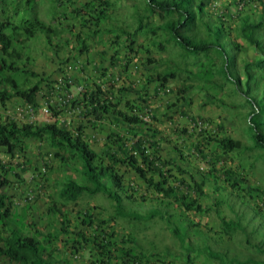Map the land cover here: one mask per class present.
<instances>
[{
  "label": "trees",
  "instance_id": "obj_1",
  "mask_svg": "<svg viewBox=\"0 0 264 264\" xmlns=\"http://www.w3.org/2000/svg\"><path fill=\"white\" fill-rule=\"evenodd\" d=\"M55 1L73 2V0ZM95 1H100L102 7L100 20L109 19L106 11L110 8V2ZM217 1L140 0L142 13L138 12L136 15L135 30L130 31L126 27L118 26L120 34L115 39L119 40L121 36L126 35L127 39L132 40L127 43L135 46L140 32L152 34L161 37L162 49L170 45L180 50L183 58L201 57L197 76L204 81L200 90L205 92L207 102L209 104L214 101L223 102V98L218 97L217 93H223L230 84L232 91L227 93L243 99L242 106L246 109L252 147L264 150V0H221L222 5L219 8L212 7L213 2L216 4ZM241 3L244 5L242 9L239 8ZM96 27L98 28L99 25ZM21 33L27 41L42 35L49 47L62 49L63 47L53 40L60 36L61 32L37 18L27 19L13 26L11 35L0 30V102L5 103L16 97L35 107L38 105L40 87L35 85L26 90L12 75L19 72L27 73L26 65L21 64L22 52L15 47V43L23 42L14 40L15 36ZM76 38L80 44L81 35H77ZM129 48L132 50V47ZM165 62H169L167 67L156 71L152 77L161 89L167 87L171 80L180 78L183 70L172 60ZM160 64L162 61L158 59L146 60L147 66ZM112 81L111 83L116 82ZM102 85L94 83L89 91L83 87L80 97L73 106L76 108L81 98L85 110L90 106H97L92 107L94 110L91 114L98 113L97 108H99L101 110L99 112L109 113L110 118H113L117 133L114 128L108 129V138L111 142L110 145H105L106 152L100 153L91 147L84 133L85 127L82 126L75 132L70 126H59L58 121L42 126L0 122V148H6L12 153L24 138H33L37 141L46 139L52 147L68 153L66 158L59 153L56 154L61 157L63 163L78 160L82 175L86 177V184H80L72 176L58 182L56 193L50 198L47 208L45 217L47 230L36 231L34 236H28L20 229H5L6 226L9 227L16 222L23 223L27 215L35 210V205L30 204L25 208L16 209L9 197L2 194V189L8 188L11 184L9 177L11 169L0 162V257L9 258L20 264H55L57 260L45 251H56L53 240L65 236L67 238L65 244L70 246L68 247L71 251L80 253L90 249L89 264H152L148 255L137 251L131 245V239L126 237L119 240L115 232H111L112 228L109 227L108 220H99L93 212L84 211L81 217L82 223L75 227V230H79L83 225L84 228L88 226L89 230L92 229V232L87 234L84 230L72 233L70 231L72 224L64 211L68 206H77L86 195L102 193L114 202L117 214L138 217L135 208L131 206L128 208L125 205V202L129 204L139 202L140 192L134 185L125 182L122 171L124 168L134 171L143 181L144 186L150 187L156 195L153 199L155 204L149 211L150 217L159 215L169 227H173V233L185 246L190 239L187 238L183 226L188 227V223L194 226V222L189 221L190 217L187 215H184L181 221L179 219L173 221L163 207L167 203L173 201L177 208L182 209L186 206V210L195 213L214 208L224 230L222 234L224 232L229 234L238 227V222L228 218L221 209L223 205L232 198L245 200L244 196L256 203L259 194H264L262 188L249 186L246 179L235 169L225 166L224 159L231 152L240 149L241 143L226 137L222 133L221 126L217 134H211L207 128L197 130L200 139L192 143L193 150L197 152L196 156L207 163L211 161L209 154L217 155L216 151L221 153L216 157L221 165L204 172L199 165L194 164L192 157H185L180 147L173 145L158 128L154 127L152 121L146 122L141 119L135 101L126 100L121 108L122 102L118 98L117 103L114 102L116 98H110L112 89L108 88L105 93ZM185 88L189 92L194 87L190 85ZM125 91L127 92L128 89H119L120 93ZM178 96H182V89H179ZM142 97H139L140 100L148 103ZM172 106L169 108L172 109ZM52 110L54 116L59 115L56 108ZM147 114H150L151 120H158L152 112H147L145 115ZM198 118L205 123L208 122L202 117ZM176 131L178 130L173 129V134L177 137L188 133V130H180L181 133ZM191 136L193 134L188 137ZM175 172L177 175H174ZM221 181L227 182L229 186L226 198L217 197V194L224 192ZM207 187L212 193L205 191ZM205 196L213 197L212 203L207 204L208 206L202 202V197ZM257 208L261 207L256 203L254 215L261 217V212ZM59 218L61 222L60 225L56 224V227H59L57 231L54 226ZM22 225L25 226L26 223ZM189 228H192L191 225ZM36 235H41L44 240ZM207 254L211 258L226 262V253L208 249ZM233 262L234 259H231L230 264Z\"/></svg>",
  "mask_w": 264,
  "mask_h": 264
},
{
  "label": "rangeland",
  "instance_id": "obj_2",
  "mask_svg": "<svg viewBox=\"0 0 264 264\" xmlns=\"http://www.w3.org/2000/svg\"><path fill=\"white\" fill-rule=\"evenodd\" d=\"M108 1L110 2V8L106 11V15H108L109 19L100 20V12L102 10L100 1L73 0L71 3H57L55 0H0V30L2 32L11 35L13 26L33 18L50 24L61 32V35L53 38V40L58 45H61L62 49L49 47L42 35H37L28 41L23 33L15 36L14 40L23 41L22 43H15V47L22 51L25 56H30L29 59L32 60L29 65L30 70H27L28 74H14L17 80L19 77L20 82L30 88L33 87L35 80L40 81L38 79L39 75L37 76L34 72V67H37V64L45 67L46 64L41 62L49 61L48 57L50 54L47 53L49 49L54 52L57 51V58H61L62 50L68 49V51L75 54L74 60L79 64L81 63L80 60L84 59V56H87L86 61L90 60L89 50L95 48L97 53L100 52L97 59L99 61L106 53L99 50L103 49L102 45L104 47L113 46L114 55L117 56L114 65V68H116L114 76L117 77V80H114L116 81L115 84H111L110 87L116 91L114 92L117 95H120V88H126L128 89L127 94L137 96L133 101L137 103L136 108L140 115L152 112L158 118L156 121L150 120L153 126L158 128L173 145L176 144L180 147L184 151L185 157H192L194 164L199 165L204 172L221 165L218 163L219 159L216 158L221 153L216 151L217 155L209 154L211 158L209 163L196 156L197 152L193 150L194 144L192 143L199 140L200 136L197 134L198 131L193 128V122L198 117L206 119L208 121L206 123L207 130L211 134L219 133V126H221L223 128L222 133L226 137L232 138L234 142L240 141L241 143L240 149L231 152L224 159L225 166L235 169L237 173L246 179L249 186L260 187L264 191V150L252 147L253 144L248 132L246 109L242 106L243 99L240 96L228 94L227 92L232 91V86L228 84L223 93H217L218 97L223 98V102L214 101V103L209 104L204 96L205 92L200 90V86L204 81L197 76L201 57L183 58L180 55V50L170 45H165L166 49H162L160 36L140 32L135 46L127 43L132 40L127 39L126 35H120L121 39L116 40L115 37L120 34V30L117 29L118 26L126 27L130 31L135 30L137 25L136 15L138 12L142 13V8L140 0ZM216 4L215 7L219 8L222 2L218 0ZM96 25H99V27L97 28ZM77 35L82 37L80 44L77 41ZM67 43L73 48L64 46ZM82 43L83 45H81ZM128 47H132V50L128 49ZM108 49L110 48L108 47ZM56 55L51 57L53 62L59 61ZM78 57L80 59L79 62L77 61ZM148 58L158 59L162 61V64L147 66L146 60ZM170 60L180 65L183 70L180 78L171 80L168 83L170 92L159 94L157 91L158 84L152 77L156 71H161L167 67L169 62L166 63L165 61ZM127 63L131 64L127 65ZM144 64L146 67L143 66ZM108 70L107 68L104 71L107 72ZM80 71L84 72L83 69ZM106 72L103 73L104 76L107 75ZM29 73H31V76H29ZM24 77L27 78L24 80ZM44 82L54 83L53 80L50 81V76L46 77ZM190 85L194 88L187 92L185 87ZM179 89H182V96L180 97L178 96ZM78 93L75 95H79ZM141 96L148 103L142 102L141 98H139ZM39 100L43 102V98L40 97ZM11 104H13L14 108L22 106V102L14 101ZM170 106L173 108L170 109ZM121 108H123V105H121ZM37 114H39L38 118L43 117V109H33V112L20 118V121L31 119ZM80 117L82 115L79 114L74 118L66 116L70 121L69 126L75 132L81 127ZM173 129H177L178 131L176 132L188 130V133L177 137L173 134ZM114 130L117 133V127ZM107 131L108 128L106 126L105 129L101 130L100 136L96 135L94 139H87L95 151L100 153L107 151H105V145H110L111 142L107 137ZM84 133L86 134L87 131L84 130ZM120 133L123 132L120 131ZM190 134H193V136L188 137ZM49 145L46 139H43L41 144L34 139L24 138L18 143L17 151L10 153L6 148H0V161H3L4 165L12 170L9 190L5 189L10 193L8 195L14 193L12 189L14 185H19L24 192L35 189V193H40V196L34 201H40L41 205L39 209L34 206V211L38 214L36 216L31 215L35 222L32 228H35L36 224L40 222L38 220L41 217L40 214L47 210L46 196H52L55 193V188L59 181L72 176L80 184H86V177L82 175L81 164L78 160L63 163L61 157L56 154L59 153V155H63L66 158L68 153ZM122 171L125 182H129L131 186L134 185L140 192L138 193L140 196L139 202L132 204L125 202L128 208L130 206L135 208L139 216L131 217L117 214L114 202L107 195L97 193L96 195L84 196L77 206L71 205L65 208L64 211L67 212L66 214L72 223V228L80 225L78 223H81L84 211L93 212L99 220L109 221V227L112 228L111 232H115L119 240L126 237L129 240L131 239V245L137 251H142L148 255L152 264H230L231 259H234L232 264H264V194H259L256 199V203L261 207L257 209L261 212L262 218L254 215L256 203L245 196L244 201L232 198L228 202L229 204L223 205L221 209L227 214L228 218L238 222V227L229 232V234L225 232L222 234L224 230L214 208L206 209L205 212L195 213L194 211L186 210V206H183L184 208L182 207V209L177 208L173 201L169 204L167 203L163 207L172 220H180L184 215H187L190 217L189 221L194 222V226L190 223H188V227L183 226L186 230L187 238L190 239L188 245L186 244L187 246H185L181 244V241L173 233V227H169L159 215L150 217L149 211L155 204L153 199L156 197L153 190L144 186L143 181L135 175L134 171L125 168ZM174 175H177V172ZM221 187L224 192L217 194V197L225 196L224 198H226V194L229 193L227 182L221 181ZM205 191L212 193L209 187ZM41 193L45 195V200L41 199ZM242 195L244 194L242 193ZM23 200H25L24 193L21 197H18L17 201L21 204L25 203ZM212 200L213 197H202V202L206 205L212 203ZM76 211H79V213ZM181 213L184 214L182 215ZM28 216L25 221L29 218ZM45 217L43 218L44 220L46 219ZM50 217H47V219H50ZM30 221H27L28 224ZM189 225L192 228H189ZM54 227V229L59 231V227ZM27 228L29 229V227ZM82 228L84 226L81 225ZM85 231L88 234L92 232V229L89 230L87 226ZM36 236L42 241L44 240L41 235ZM62 239H65V236L63 238L59 236V238L53 240L55 250L71 251L65 243H61ZM90 248L92 247L90 246ZM208 249L226 253V262L211 258L207 254ZM89 251L90 249H86L83 252L84 254L81 255L83 261L89 259ZM45 252L51 254L53 259H57L53 251Z\"/></svg>",
  "mask_w": 264,
  "mask_h": 264
},
{
  "label": "crops",
  "instance_id": "obj_3",
  "mask_svg": "<svg viewBox=\"0 0 264 264\" xmlns=\"http://www.w3.org/2000/svg\"><path fill=\"white\" fill-rule=\"evenodd\" d=\"M221 2V0H220ZM215 4L213 2L212 7H215ZM66 47L69 48H73L71 45L69 46L68 43L67 45H65ZM103 49H98L101 52H106L104 54V56L102 57L101 60H97L98 59V54L97 53V49L93 48V50H89V58L90 60H85L87 56H84L83 60H80L79 57L77 58V61L79 62V60L81 61V63L77 64L76 60H74V56L75 54H73L72 52L68 51V49L62 50V55L61 58H57L56 52L57 51H52L51 49H49V51L47 53H49V61L46 62H41V63H45V67L40 66L39 64H37V67H34V72L36 73V75L38 77V80L34 81V84L32 86L38 85L41 90H40V94L38 96L37 99V103L39 104L38 108L39 110H42L41 107L43 106H48V105H52L53 107H56L57 111L59 112L58 116H55V118H58L60 123L64 124V125H69L70 121L69 119L66 118H74L77 114L82 115V117H80L81 119V126L85 127V131H87V135L86 138L90 139V138H96L97 136H100L101 134V130L105 129L106 126L108 129L110 128H115L116 124L113 121V118H110L109 113H104V112H99L101 110H99V108H97L98 113L97 115H95L94 113L91 114L92 110H94V108L92 107H97L96 105L94 106H90L87 108V110H85V107L82 105V99L79 98L77 105H76V109L74 110L71 107L74 106H69L64 104V99H66V102L68 101V97H71V101L72 104L76 103L77 98L80 97L79 95H75L79 92V88L81 87H85V89H87L89 91V88H91L92 84L94 83H100V84H104V82H107L109 79H106L108 77L112 78L114 80V70L116 68H114L115 65V61L117 60V56L114 55V47L110 45L108 46L110 49H108V47H104L102 45ZM53 54V55H52ZM113 54V55H112ZM56 58L59 60L54 61L51 59L52 56H55ZM24 58V57H23ZM25 58H27V56H25ZM30 58V56H28V59ZM32 60L29 59V63H31ZM113 67V68H112ZM109 69L107 72L104 71L106 69ZM29 69V68H28ZM81 69L84 70V72L80 71ZM30 70V69H29ZM41 70V71H40ZM33 72V73H34ZM107 73V75H103V73ZM45 76V74H47ZM19 74H23L25 75V73H19ZM31 76V73H29ZM13 75V74H12ZM16 79V75H13ZM50 76V81L53 80L54 83H49V82H44V79L46 77ZM105 77V78H104ZM27 77H24V80ZM18 83L24 88V89H29L30 87H26L24 86V84H22L19 80L18 77ZM47 84V85H46ZM71 85V86H70ZM103 86V85H102ZM71 87V88H70ZM85 91V90H84ZM110 91V90H109ZM115 90H111L110 94V98L113 99L116 98V100L114 101L115 103H117V98H119V100L122 102V105H124V102L126 100H135L137 96L133 95V94H127V92L125 91L124 93H120V95H117L115 92ZM77 92V93H76ZM107 93V92H105ZM113 93V95H112ZM80 94V93H78ZM123 96V97H122ZM43 98V102H41L39 99ZM39 100V101H38ZM21 102L19 98H12L11 100H9L6 105L7 106H12L13 104H11V102ZM15 105V104H14ZM23 102L22 106H20V108H18L17 110H22L24 108L25 111H27V109L29 108L28 105ZM25 106V107H24ZM115 110V109H113ZM112 110V111H113ZM35 112H37L36 110H34ZM83 111V112H82ZM111 111V112H112ZM15 110L12 108L11 111H9L10 114H12L13 116L15 115ZM38 113V112H37ZM75 114V115H74ZM37 116H33L31 117V119H26L23 122H29L31 124L34 125H38L41 126L45 123V118H47L46 116L43 115V117L41 116V118H38ZM114 120H116V118L114 117ZM103 128V129H102ZM96 133V134H95ZM98 133V134H97ZM108 137V136H107ZM88 141V140H87ZM106 149V147H105ZM11 176V174H10ZM13 191L14 193L10 197V201L12 203L16 202L18 200V197H21L22 194L24 193L23 189L21 190V188L19 187V185H14L13 186ZM9 190V189H8ZM8 190L6 191L4 189V191L2 190L3 194H10L8 192ZM42 200H45V197L42 196L41 197ZM47 202V205H49V201H47V199L45 200ZM41 203L39 202H35V207L37 209H39ZM28 206V205H26ZM26 206H23V204L20 205L21 208H25ZM43 209V208H42ZM36 211H31L28 220H31L28 224V220L24 221L23 223H26V227L23 226L22 222H18L17 224L11 225L9 227H5L6 230H9L10 228H15V229H20L23 233H25L28 236H34V234L36 233V231H44L46 229L47 223L45 222V220L43 219L44 216L47 215V210H44V212H42L41 217L38 218V220L40 221L39 223H37L35 228L34 224L35 222L33 221V217L32 216H36L38 213H35ZM39 212V211H38ZM11 213V212H9ZM44 220V222H43ZM59 221L55 222V226L56 224H58ZM27 226H31L29 227V230H27ZM32 230V232H31ZM68 249H70L67 245ZM54 255L57 256V262L55 264H89V259L86 261H83V257H81L79 260L75 258V253H73V251H53ZM84 254V253H83ZM81 260V261H80ZM83 261V262H82ZM0 264H20L14 261H10L9 258L6 257H0Z\"/></svg>",
  "mask_w": 264,
  "mask_h": 264
},
{
  "label": "clouds",
  "instance_id": "obj_4",
  "mask_svg": "<svg viewBox=\"0 0 264 264\" xmlns=\"http://www.w3.org/2000/svg\"><path fill=\"white\" fill-rule=\"evenodd\" d=\"M20 51V50H19ZM20 52H22V51H20ZM22 55H23V59H22V61H21V64H26L27 66L25 67V69L26 70H29L28 68H29V65H30V63H29V59H28V57L27 58H25V55H24V53L22 52ZM24 61V62H23ZM31 72V71H30ZM20 73V72H19ZM25 74H28V71H27V73H25ZM14 75V74H13ZM109 78V80L106 82V84H103V86H101L102 87V89H103V91H107L108 90V88H111L110 86H111V84H115V83H111V79L112 78H110V77H108ZM114 79L115 80H117V77H115L114 76ZM112 82H114V81H112ZM108 87H107V86ZM104 86H106V88H104ZM32 88V87H31ZM30 89V88H29ZM26 90H28V89H26ZM40 90H41V88H40ZM81 91H83V87H81V88H79V93L81 92ZM39 96V95H38ZM16 98V97H15ZM12 99V98H11ZM10 99V100H11ZM38 99V98H37ZM9 100H7L5 103H1L0 102V122H17V123H19V124H31V123H29V122H23L24 120H22V121H20L21 119L20 118H23L25 115H27L28 113H31V112H33V109H37L38 108V106H39V104H38V106H32V105H30V104H28V103H26V102H24V101H22L21 99H20V101L23 103H25L26 105H28L29 106V108L27 109V111H25L24 110V108L22 109V110H17L18 108H20V107H18V108H14V106L12 107V106H7L6 105V103L8 102ZM66 102V99H64V104H66V105H69V106H73V104H72V101H71V97H68V101H67V103H65ZM25 105V106H26ZM24 106V107H25ZM12 108L15 110V115L13 116L12 114H10L9 113V111H11L12 110ZM52 108H56V107H53L52 105H48V106H44L42 109H43V111H44V116H46L47 118H45L46 120H45V123L44 124H54L56 121H58V125L59 126H66V125H64V124H62V123H60V121H59V119L58 118H55V116L53 115V110H52ZM72 109H74V110H77L75 107H71ZM45 110H48V113H46L45 112ZM11 116V117H10ZM43 124V125H44ZM34 125V124H33ZM42 126V125H41ZM67 126H69V125H67ZM29 139H33V138H29ZM35 140V139H34ZM37 141V140H36ZM41 144H42V141H39ZM50 147H52L51 145H49ZM1 162V161H0ZM1 164L3 165V166H5L4 164L5 163H3V161L1 162ZM5 167H7V168H9L8 166H5ZM11 173H12V170H11ZM10 173V174H11ZM9 177H10V175H9ZM9 188V187H8ZM7 188V189H8ZM4 189H6V188H4ZM4 189H2L3 191H4ZM56 190H57V186H56V188H55V193H56ZM7 191V190H6ZM36 192V190L35 189H30V190H26L25 192H24V199L25 200H23V201H25V203H21V204H23V206H26V205H30V204H34L35 202V199H37V197L38 196H40V193L39 194H37V193H35ZM55 193H53V195L55 194ZM3 194V193H2ZM3 195H5V196H8L9 197V200H10V197L12 196V195H8V194H3ZM41 195L42 196H45V195H43V193H41ZM52 195V196H53ZM52 196H46V199H47V201H49V203H50V198L52 197ZM20 202H18V201H16V202H14L13 203V206L17 209V208H21L20 207ZM76 212H78L79 213V211H76ZM67 212H65V214H66ZM30 215V214H29ZM67 215V214H66ZM69 218V217H68ZM28 220V219H27ZM59 220V222H58V224L60 225V222H61V218H59L58 219ZM70 220V219H69ZM81 221H82V219H81ZM82 223V222H81ZM81 223H78V224H81ZM57 224V225H58ZM72 224V223H71ZM70 226H72V225H70ZM79 226V225H78ZM83 226V225H82ZM27 227H31V226H27ZM75 228V227H74ZM74 228H70V231L72 232V233H77V232H81V230L83 229V230H85L86 228H82L81 229V227H79V230H75ZM27 230H29V229H27ZM87 231V230H86ZM63 238V237H62ZM65 239H67L66 237H65ZM65 239H62L61 240V243L63 242V240H65ZM66 242V240L63 242V243H65ZM70 247V246H69ZM73 253H75V258L76 259H80V257H81V255L83 254V252H80V253H76L75 251H73ZM89 253H90V251H89ZM55 260H57L56 258H55ZM11 261V260H10ZM18 263V262H17Z\"/></svg>",
  "mask_w": 264,
  "mask_h": 264
},
{
  "label": "built area",
  "instance_id": "obj_5",
  "mask_svg": "<svg viewBox=\"0 0 264 264\" xmlns=\"http://www.w3.org/2000/svg\"><path fill=\"white\" fill-rule=\"evenodd\" d=\"M243 7H244V5H243V3H241L239 5V8L242 9ZM157 91L159 92V94H164V93L170 92V89L168 86L165 88H162V89L158 86ZM45 112L48 113V110H45ZM140 117H141V119H143L146 122H150V120H151L150 114L140 115ZM192 126H193V128H195L198 131H201L202 129L207 128V124L203 120L198 119V118L193 122Z\"/></svg>",
  "mask_w": 264,
  "mask_h": 264
},
{
  "label": "bare ground",
  "instance_id": "obj_6",
  "mask_svg": "<svg viewBox=\"0 0 264 264\" xmlns=\"http://www.w3.org/2000/svg\"><path fill=\"white\" fill-rule=\"evenodd\" d=\"M16 151H17V150H16ZM20 151H21V150H20ZM20 151H19V152H20ZM16 154H17V153H16Z\"/></svg>",
  "mask_w": 264,
  "mask_h": 264
}]
</instances>
